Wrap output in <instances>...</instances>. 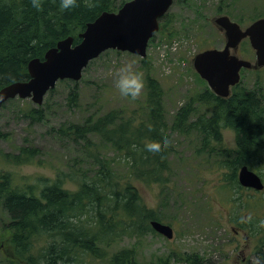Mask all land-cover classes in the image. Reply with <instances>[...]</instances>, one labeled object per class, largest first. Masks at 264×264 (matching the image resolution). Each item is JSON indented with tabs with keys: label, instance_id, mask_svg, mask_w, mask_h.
I'll list each match as a JSON object with an SVG mask.
<instances>
[{
	"label": "trees",
	"instance_id": "16d2710c",
	"mask_svg": "<svg viewBox=\"0 0 264 264\" xmlns=\"http://www.w3.org/2000/svg\"><path fill=\"white\" fill-rule=\"evenodd\" d=\"M124 1L92 0L95 6L88 8L84 0H77L78 7L62 11L60 0H43L42 10L37 11L31 0H0V88L27 80L30 59H42L48 48L67 36L73 38V44L78 43V34L88 22L103 11H115ZM166 16L167 13L160 17L158 33L172 35L167 30L170 19ZM241 45L243 50L247 41ZM140 63L146 64L147 59L141 58ZM254 81L248 87L241 84V79L225 98L208 87L191 92L168 123L163 89L157 79L146 74L144 97L137 109L114 108L89 115L79 123L59 125L57 132L81 146L89 165L58 170L52 177L0 171V207L6 214L0 226V255L4 263L169 264V254L154 262L139 261L134 243L111 251L124 238L137 242L146 233H155L149 224L151 219L164 220L161 211L144 203L136 182L156 184L163 192L169 180V156L174 153L170 132L193 136L188 144L195 142V152L204 161L215 158L225 171L219 180V186L223 184L221 191L235 188L243 194L236 175L241 165L264 180L263 171L259 170L264 168V93L259 80ZM51 91L53 88L48 92ZM67 97L70 105H77V88H70ZM27 113L33 120H42L43 106L29 107ZM224 126L235 130L234 149L222 143ZM164 139L168 141L164 151L154 154L144 150L147 140ZM108 152L112 155L107 156ZM38 154L35 146H21L18 153L2 155L16 164L32 162ZM253 164L260 167L255 170ZM119 165L123 173L117 172ZM66 182L71 186H66ZM252 197L243 194L230 199L237 200L239 207L254 204ZM260 202L263 205V199ZM260 220L264 218L257 216L250 226H240L248 229L251 236H261L264 228L257 227ZM262 238L260 258H264V235ZM175 256L174 259L188 263L198 261L196 254L180 252Z\"/></svg>",
	"mask_w": 264,
	"mask_h": 264
},
{
	"label": "rangeland",
	"instance_id": "374dc122",
	"mask_svg": "<svg viewBox=\"0 0 264 264\" xmlns=\"http://www.w3.org/2000/svg\"><path fill=\"white\" fill-rule=\"evenodd\" d=\"M166 13V19H170L167 30L172 31V35L154 33L146 47V64L140 63L141 57L128 51L107 49L101 52L88 62L80 79L58 80L53 91L43 96L40 104L44 110L42 120L28 116V108L36 106L29 97L5 101L0 107V171H11L18 176L52 177L58 170L87 167L84 150L60 135L58 126L79 123L89 115L114 108L137 109L144 97L146 74L157 79L163 89L165 117L170 123L177 107L191 92L208 87L193 69L192 58L203 49L223 46L224 33L214 18L224 14L244 28L258 15H264V0H173ZM242 47L240 43L235 50L238 56L253 62L254 51L248 41L243 48L245 52ZM126 63H131L144 76L143 93L136 100L122 98L114 86L113 74ZM240 79L241 84L248 87H252L254 80H259L264 93V67L244 69ZM70 88H77V105L69 104ZM92 139L96 140L95 137ZM189 139L194 137L170 132L174 153L169 156V180L162 193L156 184L144 185L135 181L144 203L161 211L163 221L172 226L173 237L166 239L148 232L137 242L124 238L113 245L111 251L135 244L136 256L141 262H154L169 254L172 255L168 258L169 264H255V258L261 257L259 248L264 233L251 236L240 224L248 227L257 216L264 218V202L263 205L260 202L264 201V189L255 194L246 189L243 191L244 195L253 196L250 201L258 209L254 204L238 207L237 200L230 198L243 196L242 190L221 191L223 184L219 186V180L225 171L213 157L204 161V157L195 152V142L188 144ZM221 139L226 147L235 148L234 129L222 127ZM21 146H35L39 154L32 162L16 164L2 155L18 153ZM253 167L257 170L260 165L253 164ZM259 170L263 171L264 178V168ZM117 172L123 173L121 165ZM65 185L71 186L68 182ZM257 200L260 201L256 203ZM5 218L0 207V226ZM180 252L196 254L198 261L188 263L174 259ZM243 256L247 257L245 262L241 260ZM1 257L0 264H5Z\"/></svg>",
	"mask_w": 264,
	"mask_h": 264
},
{
	"label": "water",
	"instance_id": "95a60500",
	"mask_svg": "<svg viewBox=\"0 0 264 264\" xmlns=\"http://www.w3.org/2000/svg\"><path fill=\"white\" fill-rule=\"evenodd\" d=\"M171 3L172 0H127L116 11L101 12L78 34V43L73 44V38L67 36L48 48L42 59H30L27 63V80L14 81L0 88V107L14 97H29L33 103L41 104L43 96L54 87L56 81H77L88 61L104 50L128 51L144 57L148 40L158 30V19ZM214 22L223 30L224 44L221 48L197 52L192 58V67L212 92L226 97L230 87L239 81L241 68L264 65V17L256 18L244 28L224 14L216 16ZM243 38L248 39L254 50L253 62L235 53ZM238 182L255 190L264 187L260 176L246 165L239 168ZM150 225L166 238L172 237L168 224L151 220Z\"/></svg>",
	"mask_w": 264,
	"mask_h": 264
},
{
	"label": "clouds",
	"instance_id": "9594fccd",
	"mask_svg": "<svg viewBox=\"0 0 264 264\" xmlns=\"http://www.w3.org/2000/svg\"><path fill=\"white\" fill-rule=\"evenodd\" d=\"M43 0H31V5L37 11L42 10ZM84 5L92 8L95 5L92 0H84ZM77 0H60V9L62 11H69L78 7ZM115 76L114 86L122 98L136 100L138 99L144 89V76L142 72L137 71L131 63H126L121 66L113 74ZM2 98V97H0ZM168 147V141L147 140L144 144V150L151 153H160ZM257 227L264 228V220H260ZM255 264H264V258H255Z\"/></svg>",
	"mask_w": 264,
	"mask_h": 264
},
{
	"label": "flooded vegetation",
	"instance_id": "af4514ba",
	"mask_svg": "<svg viewBox=\"0 0 264 264\" xmlns=\"http://www.w3.org/2000/svg\"><path fill=\"white\" fill-rule=\"evenodd\" d=\"M237 174H238V170H237V172H236V175H237ZM222 176H223V175H222ZM237 176H238V175H237ZM246 190L249 191V193H253V194L256 193V192H252V190L249 189V188H246ZM149 222H150V221H149ZM172 230H173V229H172ZM249 234H250V233H249ZM246 258H247L246 256H243L241 260L245 262V261L247 260Z\"/></svg>",
	"mask_w": 264,
	"mask_h": 264
}]
</instances>
